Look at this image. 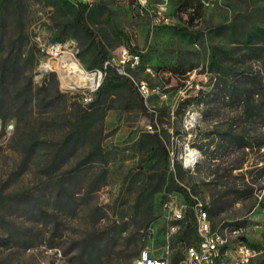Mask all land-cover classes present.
<instances>
[{
  "label": "rangeland",
  "instance_id": "374dc122",
  "mask_svg": "<svg viewBox=\"0 0 264 264\" xmlns=\"http://www.w3.org/2000/svg\"><path fill=\"white\" fill-rule=\"evenodd\" d=\"M159 1L143 8L95 0L87 14L108 57L129 43L143 51L132 76L160 89L147 99L139 92L147 111L127 108L120 83L90 105L63 90L57 74L43 83L37 28L47 39L77 42L85 65L96 58L71 3L8 0L0 8V68L17 63L0 82V264H134L142 249L166 241L164 200L182 194L174 181L205 202L214 229L245 226L248 264H264V115L250 116L226 95L233 83L245 87L247 74L264 81V0H210L193 24L170 0L171 23L156 25ZM176 65L186 72H173ZM199 88L210 94L183 103ZM152 114L155 131L147 130ZM187 221L188 236L169 239L174 262L199 242L193 213ZM102 231L113 247L90 245L87 237Z\"/></svg>",
  "mask_w": 264,
  "mask_h": 264
},
{
  "label": "built area",
  "instance_id": "2783aa9c",
  "mask_svg": "<svg viewBox=\"0 0 264 264\" xmlns=\"http://www.w3.org/2000/svg\"><path fill=\"white\" fill-rule=\"evenodd\" d=\"M92 6L95 0H81ZM141 7H146L148 0H136ZM204 6L210 0H201ZM170 0H160L157 4V15L154 19L156 25L170 24L172 18L168 16ZM37 49L40 54L38 72L43 75V83L52 74H57L63 90L77 96L84 104L90 105L97 97L109 69H114L119 75L134 82L140 94L149 98L155 93H160L159 88H151L146 81H136L131 70L139 68L143 63V51L135 46H121L119 53L109 56L102 65L88 67L81 59V47L73 40L47 39L45 34L37 28L34 32ZM148 72L152 68L146 66ZM186 86L191 85V80H186ZM192 87V86H191ZM200 90V88H199ZM198 90V91H199ZM166 97L167 94H162ZM156 124L147 125V130L155 131ZM201 157V152L196 151L192 164H196ZM189 161V160H188ZM190 206L194 215L196 233L199 237L197 245H188L184 256L174 262L170 237L179 234L185 226L189 205L178 192H169L163 206L168 212L169 222L166 227V241L153 248L142 249L134 264H248L253 250L246 240V228L241 225H227L222 230L214 229L209 216L207 205L202 200L195 198Z\"/></svg>",
  "mask_w": 264,
  "mask_h": 264
},
{
  "label": "trees",
  "instance_id": "16d2710c",
  "mask_svg": "<svg viewBox=\"0 0 264 264\" xmlns=\"http://www.w3.org/2000/svg\"><path fill=\"white\" fill-rule=\"evenodd\" d=\"M8 0H0V8L5 4ZM67 2L71 3L73 9H74V22L80 26L86 34L92 37L94 44L96 45V58L94 62L91 64V66L88 67H95L96 64L102 65L103 62L108 58L107 51L105 49L104 44L102 41L96 36L95 32L91 30V28L88 25L87 21V14L88 11L91 9V6H89L86 2H83L81 0H66ZM178 7L183 9L187 12L188 15V22L189 23H195L198 21L202 16L204 15V5L201 2V0H178ZM56 40H59L58 37L55 38ZM128 46H132V44H127ZM136 49H138L135 46ZM16 65L9 64L6 66H3L0 68V82L6 83L8 77L11 75L16 74ZM98 65V66H99ZM171 70L173 72L178 73H185L186 69L176 65L172 66ZM12 77V76H11ZM247 83L245 87H237L236 84H232L227 89V98L231 101L232 104H239L241 105L247 114L250 116H255L256 114H263L264 115V81L262 78L258 77L255 74H247L246 75ZM245 81V80H244ZM114 83H120L122 84L126 89V99L128 101L127 108H138L141 111H147V106L144 103V100L142 97H139V91L134 84V82L126 77H123L119 75L114 69H109L108 75L103 82L101 89L98 92V98L95 99L91 104H100L102 102V96L104 95L105 91L108 89V87L111 84ZM27 87V86H26ZM33 84L32 81H30L28 85V93L32 98H34V92H33ZM42 89H39V94ZM210 92H203L202 90H199L196 96L193 97V99H185L183 103H191L192 101H200L202 100V97L205 95H209ZM48 93L46 94V96ZM258 95L259 98H256L255 96ZM39 96V95H38ZM37 96V97H38ZM138 97V98H137ZM41 99H45L41 96ZM181 105V104H180ZM184 106V105H183ZM151 118V122L155 124L154 118ZM151 136L154 137V147L159 148L162 151V154L167 162L170 161V153L161 137H159L158 134H152ZM174 184L177 186L178 190L182 192L183 196L185 197V201L188 203V215L190 216L192 214L191 205L193 203V199L191 197V194L187 188L184 186L179 185L174 181ZM191 223L190 221H187L186 226L182 230L183 237L186 238L190 232L191 229ZM92 237V236H91ZM91 237H87V240L90 241V245L96 246H105V247H113V237L108 231H102L101 234L98 236V238H95L94 241L91 240Z\"/></svg>",
  "mask_w": 264,
  "mask_h": 264
}]
</instances>
